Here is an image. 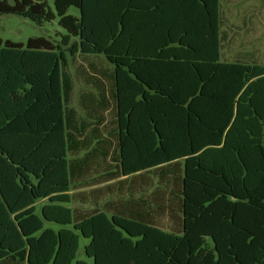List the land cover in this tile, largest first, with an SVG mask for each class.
I'll use <instances>...</instances> for the list:
<instances>
[{
    "label": "trees",
    "instance_id": "1",
    "mask_svg": "<svg viewBox=\"0 0 264 264\" xmlns=\"http://www.w3.org/2000/svg\"><path fill=\"white\" fill-rule=\"evenodd\" d=\"M1 14L64 33L0 39V264H264V64L229 55L222 0H0ZM77 54L113 68L109 87L86 79L81 120ZM143 171L171 174L179 205L84 208L85 187L121 176L145 197Z\"/></svg>",
    "mask_w": 264,
    "mask_h": 264
},
{
    "label": "rangeland",
    "instance_id": "2",
    "mask_svg": "<svg viewBox=\"0 0 264 264\" xmlns=\"http://www.w3.org/2000/svg\"><path fill=\"white\" fill-rule=\"evenodd\" d=\"M48 3L53 7V0H48ZM222 10H224L225 16L227 15L228 28L226 30L229 48L233 51H253L257 62L264 64V0H222ZM69 12L77 13V10L71 8ZM62 33L64 31L57 26V21L38 26L30 19L18 15H0V39L3 41L10 40L25 46L31 37H45L51 41H57ZM87 62L92 63V66L88 67ZM109 65L110 63L103 56L77 54L74 57H69L68 70L73 76L75 85L71 105L76 109L80 120L85 119L80 97L86 77L81 69H88L89 73L87 74L98 78L100 76L98 69H107ZM103 79L107 83L110 81L104 76ZM86 85L91 88L88 91L95 92L92 84L86 82ZM112 118L113 113L111 111L106 113V119L110 126H112L110 123ZM41 205V202H37V213H39ZM47 227L56 230L59 228L57 224L44 221V228ZM87 243L88 239L81 237L80 249ZM89 262L91 261L89 260Z\"/></svg>",
    "mask_w": 264,
    "mask_h": 264
},
{
    "label": "crops",
    "instance_id": "3",
    "mask_svg": "<svg viewBox=\"0 0 264 264\" xmlns=\"http://www.w3.org/2000/svg\"><path fill=\"white\" fill-rule=\"evenodd\" d=\"M244 53L254 54L253 51H241ZM237 51H233L230 49L229 55L232 53H235ZM252 56V55H251ZM92 66V63L87 62V66ZM87 67V68H88ZM112 66L109 65V67L106 69L100 68L98 69V72L100 76L103 78L108 77L110 79L108 83V87L112 85L111 81V74H112ZM81 71L86 76L84 78V85H83V92H81V96L83 94L88 93V90H90V86L86 85V79L91 74L89 73L88 69L82 68ZM74 82V81H73ZM75 87V85H74ZM73 87V94L75 88ZM182 175V174H181ZM129 177L121 176L117 179H112L106 182H102L100 184H96L93 186H88L84 188L85 192V204L84 208L86 210H90L94 207H97L99 209L108 208L111 210V212H123L126 203H130L134 205V203L138 202L142 208H146L147 206L149 208H157V207H163V208H175L179 205L178 200L175 198L173 199L172 193L178 192L179 190V184L174 186L171 179L172 175H168L167 172L164 174V180L169 182L168 185H157V178L151 174L150 171H143L142 173H135L133 175V180L131 182V187L134 190H141L144 192L145 197L139 199L136 195L133 197H128L126 194L127 187L129 185V182L127 180ZM109 185L110 188L108 189L106 186ZM163 203V205H162ZM157 204H159L157 206ZM162 224H170L168 217L165 216L162 220H160Z\"/></svg>",
    "mask_w": 264,
    "mask_h": 264
}]
</instances>
